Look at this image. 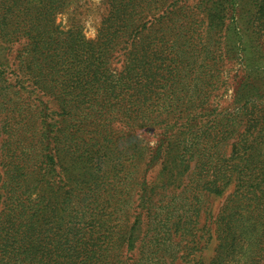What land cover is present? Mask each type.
<instances>
[{"label":"trees","instance_id":"16d2710c","mask_svg":"<svg viewBox=\"0 0 264 264\" xmlns=\"http://www.w3.org/2000/svg\"><path fill=\"white\" fill-rule=\"evenodd\" d=\"M75 1L0 0V264H264V0Z\"/></svg>","mask_w":264,"mask_h":264},{"label":"rangeland","instance_id":"374dc122","mask_svg":"<svg viewBox=\"0 0 264 264\" xmlns=\"http://www.w3.org/2000/svg\"><path fill=\"white\" fill-rule=\"evenodd\" d=\"M100 0H76L72 6L77 9V15H76V20L78 22V27L82 28V31L84 33V36L86 39H94L96 36V31L99 26V14L101 13L100 9ZM67 15L63 14L57 18V23L61 24L63 27L64 26H70V24L73 23V21H70L69 19L67 20ZM232 64V63H230ZM237 84V79L234 82V84H229L227 92L224 94V96L221 98L220 102L222 105V108L225 107H232L233 99H234V87ZM237 106V105H236ZM151 136V135H150ZM149 136V137H150ZM142 138V137H141ZM151 138V137H150ZM149 138V139H150ZM147 141L146 139H143ZM149 146H153L152 142H146ZM142 145L145 147L146 144H140L139 146L141 147L140 154H144V151H142ZM138 148L132 146L130 149V152L135 154L137 156ZM141 158H145L146 156H138ZM138 167H142L141 163H137ZM232 190L230 189L227 193H230ZM226 193V194H227ZM224 195L222 198H214V197H208L205 198V207H207L206 214H205V219H206V227L209 225V228L212 230L213 225L212 223L214 222V218L218 213V210L221 208L223 204ZM218 246V241L214 235H212V231L209 232V244L206 247L205 250L200 252L198 254V257H201L203 260V264H210V261L213 259L215 255L216 248Z\"/></svg>","mask_w":264,"mask_h":264}]
</instances>
